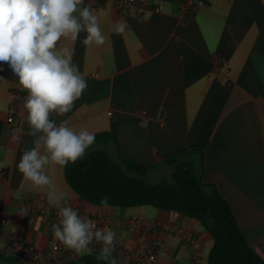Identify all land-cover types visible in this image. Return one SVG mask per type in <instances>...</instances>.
<instances>
[{
    "label": "crops",
    "instance_id": "crops-1",
    "mask_svg": "<svg viewBox=\"0 0 264 264\" xmlns=\"http://www.w3.org/2000/svg\"><path fill=\"white\" fill-rule=\"evenodd\" d=\"M123 1L84 0L99 18L104 45L84 46L86 33L62 39L60 47L72 51L88 88L61 119L76 131L115 132L119 146L106 145L115 160L119 151L151 164L204 149V179L228 198L248 241L264 256V0H137L119 8ZM197 1L204 3L190 10ZM119 20L129 25L123 35L115 33ZM0 67V249L15 255L12 235L42 249L61 243L52 231L60 218L48 189L34 187L18 171L23 150L34 146L26 134L28 92L7 65ZM13 102L15 125L8 121ZM13 133L21 134L19 144L11 142ZM172 170L161 165L148 178L169 177ZM46 171L58 192L72 193L81 215L117 233L112 256L118 264H208L214 238L197 218L152 205L105 208L80 196L65 168ZM137 217L148 224L136 226ZM91 247L99 254V244ZM81 257L69 250L45 264Z\"/></svg>",
    "mask_w": 264,
    "mask_h": 264
},
{
    "label": "clouds",
    "instance_id": "clouds-1",
    "mask_svg": "<svg viewBox=\"0 0 264 264\" xmlns=\"http://www.w3.org/2000/svg\"><path fill=\"white\" fill-rule=\"evenodd\" d=\"M128 29L126 20L116 22L117 35ZM81 33H86L82 39ZM62 39H80L86 47L107 42L91 4L84 0H0V65H7L28 92L23 104L29 129L26 134L33 137L34 145L23 150L17 168L34 187L48 189V203L58 210L60 218L52 226L58 241L79 256L91 254L95 242L100 245V259L118 264L112 256L117 233L107 227L97 228L89 216L81 215L72 206V193L67 189L58 192L46 171L76 163L96 143L95 134L87 129L76 131L68 119L57 123L51 118L53 113L64 116L71 112L88 88L72 51L60 47ZM11 142L19 144L21 134L13 133ZM100 203L107 208L108 197Z\"/></svg>",
    "mask_w": 264,
    "mask_h": 264
},
{
    "label": "trees",
    "instance_id": "trees-1",
    "mask_svg": "<svg viewBox=\"0 0 264 264\" xmlns=\"http://www.w3.org/2000/svg\"><path fill=\"white\" fill-rule=\"evenodd\" d=\"M96 143L76 163L65 167L71 187L89 202L101 205L108 197V205H152L176 210L197 218L213 235L214 244L208 264H264V256L248 241L228 198L216 183L204 179L206 152L193 147L161 161L144 164L122 155L115 160L106 149L114 141L115 132L94 133ZM161 165L173 167L169 177L153 182L148 173ZM0 261H24L0 249ZM25 264V263H24ZM68 264H108L99 254L84 255Z\"/></svg>",
    "mask_w": 264,
    "mask_h": 264
},
{
    "label": "built area",
    "instance_id": "built-area-1",
    "mask_svg": "<svg viewBox=\"0 0 264 264\" xmlns=\"http://www.w3.org/2000/svg\"><path fill=\"white\" fill-rule=\"evenodd\" d=\"M136 1L137 0H125L121 2L118 5V7L122 8V6H124L126 3L128 2L135 3ZM203 3H204L203 1H197V2L191 3L188 8L190 10H193ZM141 8L146 9L147 4H142ZM152 8L155 10H161L160 6H154ZM16 96L21 97L22 92L17 91ZM52 119H55L57 123L62 121L61 117L57 114H55ZM8 121L11 125H15L18 123V110L14 102L11 103V109H10ZM35 206L36 208H39L38 205H35ZM53 213L57 217H59L58 210L56 208H54ZM133 223L138 227L145 226L148 224L146 221L141 220L138 217L133 220ZM9 243L15 255L21 258L25 264L50 263V262H53V260L59 255L69 251V249H67L62 243H55L50 248L42 249L40 247H37L35 244L31 242H26L22 240L21 237L18 235H12L9 239Z\"/></svg>",
    "mask_w": 264,
    "mask_h": 264
},
{
    "label": "rangeland",
    "instance_id": "rangeland-1",
    "mask_svg": "<svg viewBox=\"0 0 264 264\" xmlns=\"http://www.w3.org/2000/svg\"><path fill=\"white\" fill-rule=\"evenodd\" d=\"M163 177H167V175L161 174L158 177H156L155 179H153L154 180L153 182L159 181Z\"/></svg>",
    "mask_w": 264,
    "mask_h": 264
}]
</instances>
